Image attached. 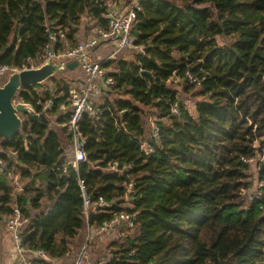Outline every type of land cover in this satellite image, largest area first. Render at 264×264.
Segmentation results:
<instances>
[{
  "label": "trees",
  "instance_id": "1",
  "mask_svg": "<svg viewBox=\"0 0 264 264\" xmlns=\"http://www.w3.org/2000/svg\"><path fill=\"white\" fill-rule=\"evenodd\" d=\"M108 2L0 0V67L22 68L43 55L46 24L65 33L71 48L88 19L93 28H108ZM141 6L132 31L141 52L103 65L116 81L105 92L113 99L91 102L98 116L86 113L79 124L88 159L77 170L69 167L72 143L63 127L71 81L55 77L39 86L40 96L32 89L19 95L37 112L51 99L55 105L48 125L25 116L22 134L0 154L23 189L0 176V222L6 228L19 208L30 222L23 246L52 262L80 249L85 225L96 230L128 213L138 214L129 240L93 236L91 243L111 239L117 250L104 264H264V197L247 196L254 185L249 161L264 153V0H142ZM175 80L197 99L194 113L170 88ZM142 107L155 110L159 129L151 154L141 149L149 138ZM54 118L58 132L50 127ZM81 180L93 203H113L89 223Z\"/></svg>",
  "mask_w": 264,
  "mask_h": 264
},
{
  "label": "built area",
  "instance_id": "2",
  "mask_svg": "<svg viewBox=\"0 0 264 264\" xmlns=\"http://www.w3.org/2000/svg\"><path fill=\"white\" fill-rule=\"evenodd\" d=\"M142 0H132L125 12L121 14H115L114 12L108 13L106 16L108 28L95 27L93 34L90 38L81 41L77 46L71 48L67 44L66 34L62 31L55 32L49 24L45 25V28L49 34L50 43L46 46L43 55L35 58H28L22 68L15 66H2L0 67V84H4L8 77L14 73H20L26 70L37 69L52 61H57L64 65L71 62H78L79 68L82 70L86 77L88 84L83 91L73 90L70 94V117L68 122L64 125L67 129L72 143L73 158L69 162V167L78 169L81 163L87 161L86 137L82 134L79 124L81 123L86 113L91 114L93 117L98 116V111L93 107L90 101V93L100 94L107 91L111 87L116 85L115 79L111 76L108 69L104 68V64L110 61L119 59L123 54L128 53L133 48L132 31L134 24L137 20V13L142 10ZM20 41V37H18ZM59 44L64 45L66 48L62 51H56ZM109 47L111 53L108 56L102 57L100 51ZM141 50V49H140ZM188 78L191 84L197 83L192 75L188 74ZM36 91L40 96L42 90L39 86L31 88ZM23 102V101H21ZM15 103H17L15 101ZM54 99L45 102L42 105V111H34L37 115L49 118L50 113L54 109ZM65 110V106H62ZM173 112L179 115L178 109L175 107ZM153 128L149 135V138L143 141L141 149L147 153L152 152V143L158 138L159 129L157 125L152 124ZM6 154L3 149L1 154ZM7 155L12 158V161L17 162L19 159L18 153L13 150L7 151ZM253 160L249 161L252 164ZM116 169L115 167L113 168ZM68 166L64 168L66 172ZM0 176L10 177L19 186V191H22V186L18 175L12 173L7 169L4 160L0 158ZM262 182V181H261ZM80 187L82 191V197L84 202L83 214L85 219L89 223L91 215H100L106 210L113 208V203L100 199L96 203H93L92 196L87 190L84 181H80ZM264 181L260 184L259 192L255 195L257 197H264L263 193ZM138 214L122 213L115 217L112 221L106 222L99 229L93 230L88 226L89 233L86 237L85 243L74 255V260L71 264H104V261H96L92 263L89 260V244L91 243L93 236L111 238L114 240L120 239L126 241L131 238V235L135 229ZM29 220L25 219L19 208L14 210V213L6 220V230L10 233L14 243V252L16 254L17 264H36V261L52 262L47 254L42 251H29L23 246V230L29 225ZM88 225V224H87ZM134 241V239H131ZM53 263V262H52Z\"/></svg>",
  "mask_w": 264,
  "mask_h": 264
},
{
  "label": "water",
  "instance_id": "3",
  "mask_svg": "<svg viewBox=\"0 0 264 264\" xmlns=\"http://www.w3.org/2000/svg\"><path fill=\"white\" fill-rule=\"evenodd\" d=\"M79 67L78 62L67 65L52 61L37 69L14 73L8 77L4 84H0V154L4 147L15 140L24 129V116L32 122L48 125L50 119L35 113L30 104L15 103L16 99L25 89L37 86H46L48 82L58 75H65ZM144 76H146L144 74Z\"/></svg>",
  "mask_w": 264,
  "mask_h": 264
},
{
  "label": "rangeland",
  "instance_id": "4",
  "mask_svg": "<svg viewBox=\"0 0 264 264\" xmlns=\"http://www.w3.org/2000/svg\"><path fill=\"white\" fill-rule=\"evenodd\" d=\"M88 23V24H87ZM91 24V25H90ZM88 26V28H87ZM92 22L91 20L86 21L85 27L88 29L87 31L92 32ZM227 42V40L220 39L221 45H224ZM141 52L140 49H135L134 51H129L126 54H123L122 56H125L127 60H132L135 58L137 54ZM121 56V57H122ZM57 81L60 82L62 81L61 79H64L65 81H71V85L73 87L81 86V84H85L86 77L83 75H70V74H65V75H58ZM51 81L48 82L47 85H49ZM52 84V83H51ZM46 85V86H47ZM170 88L176 90L179 94V98L184 102V104L191 110L192 113H194L195 106L197 103V99L193 97V94L186 93L184 91V86L180 84L177 80L172 84H170ZM90 101L97 103L98 98L97 97H103V94H95V93H90L89 95ZM16 102H21L18 98L16 99ZM142 110L144 111V120H145V128L146 132L148 135H150L153 125H156V115H155V110L152 108L148 107H142ZM25 121V116L23 117ZM65 145L68 147L67 150L69 149L70 151V144L68 146V143H65ZM263 169H264V153H260L255 160H253L251 164V171L253 174V180H254V185L251 190L247 192V196L251 197L253 195H256L259 192V187L261 182V177L263 175ZM5 231L4 224L0 222V232ZM89 233L87 225L83 228L81 235H80V240H79V246L80 248L82 245L85 243L86 237ZM111 239H100L96 238L92 243L89 244V260L92 263H95L96 261L103 260L105 257H113V252H116V248L111 247L110 245H113L110 241Z\"/></svg>",
  "mask_w": 264,
  "mask_h": 264
},
{
  "label": "crops",
  "instance_id": "5",
  "mask_svg": "<svg viewBox=\"0 0 264 264\" xmlns=\"http://www.w3.org/2000/svg\"><path fill=\"white\" fill-rule=\"evenodd\" d=\"M108 3H109V7H110V12H114L115 14H121V13L125 12L129 6V3L116 2V1H112V0H109ZM92 24H93V22H92ZM87 28H88V26H87ZM87 28L81 27L79 35H78V38L80 41L86 40L92 36L93 30H94L93 26H92V32L87 31L88 30ZM110 53H111V49L109 47H105L100 51V54L102 57L108 56ZM67 74H70V75H75V74L79 75L80 74V75L84 76L82 70L79 67L73 71H69ZM85 81H86L85 84H81V86H79L80 88H77L78 87V85H77V86H75L76 88L73 87V90L83 91L84 88H86L87 84H88L87 79ZM107 91H104L103 93H101V94H103V97H97L99 99L97 104H103L106 101V99H108V98L113 99L112 97H110L108 94L105 93ZM92 103H94V102H92ZM55 120H56L55 118H54V120L52 119V124L50 127L54 128L58 132L62 127L56 126L57 123L55 122ZM78 249L79 248L74 249L73 253H71L70 255H68L67 257H65L63 259L53 261L52 264H71L74 260V255L77 253ZM16 261H17V258H16V254L14 252V243H13L12 236L5 229V231L0 232V264H17Z\"/></svg>",
  "mask_w": 264,
  "mask_h": 264
}]
</instances>
